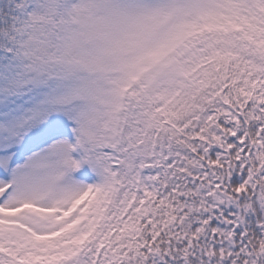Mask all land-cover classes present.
<instances>
[{"label": "snow or ice", "instance_id": "6c2138e0", "mask_svg": "<svg viewBox=\"0 0 264 264\" xmlns=\"http://www.w3.org/2000/svg\"><path fill=\"white\" fill-rule=\"evenodd\" d=\"M0 264H264V0H0Z\"/></svg>", "mask_w": 264, "mask_h": 264}]
</instances>
